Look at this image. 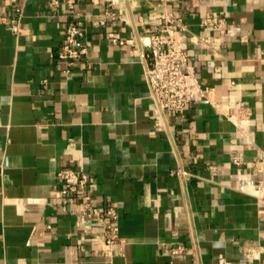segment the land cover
<instances>
[{
  "label": "crops",
  "instance_id": "crops-1",
  "mask_svg": "<svg viewBox=\"0 0 264 264\" xmlns=\"http://www.w3.org/2000/svg\"><path fill=\"white\" fill-rule=\"evenodd\" d=\"M51 1H27L18 35L0 20V264H246L245 246L264 247V216L241 189L249 174L264 177V0L173 6L201 84L252 108L254 140L195 95L158 121L142 52L108 37L159 28L157 0H125L133 27L101 25L99 0ZM220 11L223 36L201 25ZM76 13L89 53L66 73L57 57ZM65 167L83 169L95 204L116 209L112 254L98 248L99 224L83 237L78 198L58 176Z\"/></svg>",
  "mask_w": 264,
  "mask_h": 264
},
{
  "label": "built area",
  "instance_id": "built-area-1",
  "mask_svg": "<svg viewBox=\"0 0 264 264\" xmlns=\"http://www.w3.org/2000/svg\"><path fill=\"white\" fill-rule=\"evenodd\" d=\"M28 0H0V6L7 3L10 14H2L0 20L9 25L16 35L20 33L25 6ZM183 0H157L156 8L159 11L161 24L159 28L150 32L135 31L130 37L120 39L115 32H109L112 42L119 44L134 43L143 54L144 77L150 89V98L154 102L157 119L163 122L166 113L174 111L184 113L191 102V95L206 99L218 112L226 116L236 127V132L254 140L255 134L251 128L253 110L242 105L233 91H229L220 98L217 97L215 87L203 86L197 76L196 70L190 64L191 58L188 43L184 40V33L188 26L183 17L173 6ZM60 0H52L51 5H59ZM98 13L95 15L101 25L108 20H120L133 27L131 12L125 0H99ZM85 18L76 13L72 16L64 29V40L58 52V61L63 64L61 68L69 73L81 58L87 56L89 48L85 41L87 30L84 26ZM202 26H210L219 31L221 36L226 34V12L207 16L201 21ZM213 46L214 42L208 38H201ZM264 153V152H263ZM236 165L244 162L239 155L233 157ZM67 193L78 198L75 213L78 226L82 228L83 237L87 236L94 225L99 224L101 231L95 235L98 248L113 253L115 246L122 241L117 223L119 215L113 206L105 210L95 204L88 192L89 176L83 169L70 167L62 168L58 172ZM241 189L252 194L257 199V205L264 216V177L259 178L255 173L247 176ZM184 250L179 246L173 253ZM246 264H261L264 247L259 242H250L244 247ZM221 264H228L224 258Z\"/></svg>",
  "mask_w": 264,
  "mask_h": 264
}]
</instances>
